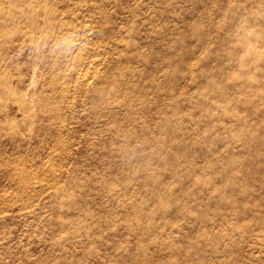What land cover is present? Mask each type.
I'll use <instances>...</instances> for the list:
<instances>
[{"label": "rangeland", "instance_id": "rangeland-1", "mask_svg": "<svg viewBox=\"0 0 264 264\" xmlns=\"http://www.w3.org/2000/svg\"><path fill=\"white\" fill-rule=\"evenodd\" d=\"M0 264H264V0H0Z\"/></svg>", "mask_w": 264, "mask_h": 264}]
</instances>
